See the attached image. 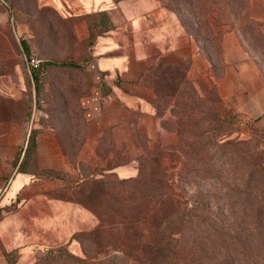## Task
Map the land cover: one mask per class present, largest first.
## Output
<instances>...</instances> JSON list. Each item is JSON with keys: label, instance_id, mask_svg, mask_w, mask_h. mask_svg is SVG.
<instances>
[{"label": "rangeland", "instance_id": "1", "mask_svg": "<svg viewBox=\"0 0 264 264\" xmlns=\"http://www.w3.org/2000/svg\"><path fill=\"white\" fill-rule=\"evenodd\" d=\"M3 1L8 7V21L0 28V44L16 48L22 74L36 84H32V124L37 126V132L40 127H46L53 133L61 154L78 177L80 174L84 177L77 189H61L57 194L66 198L76 194L79 204L92 215L88 228L73 231L63 239L54 238L48 231L45 238L35 239L28 253L22 254L19 248L5 252L6 264H73L71 255L85 259L87 264H107V245L117 242V239L107 236V210L111 208L107 200L109 171L103 172L100 166L106 154L109 165L134 157L135 151L127 141L117 142L112 129L107 128L95 150L97 166L78 158L93 131L90 120L84 115L80 97L88 91L90 81L83 64L90 54L94 42L92 35L97 29L92 30L86 22L87 31L79 28L80 19L64 18L51 6L40 4L39 0ZM161 1L175 11L206 60V76L197 79L195 87L209 102L218 99L214 102L216 109L212 107L210 111L211 115L230 111L235 117L230 122L236 129L228 137L251 139L257 157L261 154L264 159V18L251 16L250 0ZM98 19L92 18L93 22H98ZM22 40L27 44L26 49ZM25 56L38 59L42 70L29 72ZM60 62H74L77 66L65 67L58 65ZM182 69L183 64L172 68L163 66L160 72L153 74L157 91L155 107L160 117L161 132L150 142L141 136L140 153L145 147L149 149L153 145L177 142L171 132L162 128L161 122L166 117L174 118L168 94L172 91L175 76ZM127 148L128 153H124ZM169 151L163 155V162L167 166L178 167L180 155ZM114 173L118 178L128 176L123 171ZM71 174L64 169H48L50 180L71 182L75 179L70 178ZM94 228L100 231L81 235ZM97 245L100 249L97 252L85 250ZM129 264L142 263L131 258Z\"/></svg>", "mask_w": 264, "mask_h": 264}, {"label": "crops", "instance_id": "2", "mask_svg": "<svg viewBox=\"0 0 264 264\" xmlns=\"http://www.w3.org/2000/svg\"><path fill=\"white\" fill-rule=\"evenodd\" d=\"M39 3L51 6L64 18L80 19L79 28H87L88 16L105 15L103 30L95 36L87 64L94 84L81 98L93 131L78 158L97 166V144L111 128L117 142L127 141L135 154L109 165L106 154L100 167L105 173L123 171L126 177L134 176L140 137L150 142L161 132L151 68L160 63L183 64L185 79L196 86L195 81L206 76L207 63L195 38L181 25L177 14L159 0ZM249 10L252 17L263 19L264 0H250ZM7 13L0 8V28L8 21ZM32 98V83L21 72L16 48L0 44V264H6L5 252L16 248L22 254L30 252L35 239L45 238L48 231L54 238L63 239L92 222V215L79 204L76 194L67 198L57 194L61 189H77L84 177H78L61 154L48 128H39L34 155L23 161L30 132L37 127L32 124ZM49 167L72 172L74 181L50 180L46 174Z\"/></svg>", "mask_w": 264, "mask_h": 264}, {"label": "trees", "instance_id": "3", "mask_svg": "<svg viewBox=\"0 0 264 264\" xmlns=\"http://www.w3.org/2000/svg\"><path fill=\"white\" fill-rule=\"evenodd\" d=\"M0 8L8 10L3 0ZM94 17L101 20L93 22ZM86 20L88 27L97 29L94 41L103 30L105 15L94 14ZM22 44L26 49L24 40ZM31 58L25 56L29 72L41 71L40 61L32 66ZM90 59L89 54L83 64L90 81L88 91L80 98L88 95L94 84L85 66ZM58 65L77 66L74 62ZM176 65L160 63L151 71L157 74L163 66ZM216 100H206L203 92L185 79L182 69L168 94L174 118L161 122L177 142L145 147L137 156L134 176L118 178L107 172L111 206L107 236L117 239L107 245V264H129L131 258L142 264H264L263 155L257 157L251 139L228 137L236 129L230 122L235 117L230 111L211 115ZM36 133V129L30 132L23 161L34 155ZM169 150L180 155L178 167L163 162ZM96 230L100 231L94 228L81 235ZM85 250L100 249L97 245ZM70 257L73 264H87L81 257Z\"/></svg>", "mask_w": 264, "mask_h": 264}, {"label": "built area", "instance_id": "4", "mask_svg": "<svg viewBox=\"0 0 264 264\" xmlns=\"http://www.w3.org/2000/svg\"><path fill=\"white\" fill-rule=\"evenodd\" d=\"M38 63H39V60L38 59L31 58L29 60V64L32 65V66H36Z\"/></svg>", "mask_w": 264, "mask_h": 264}]
</instances>
